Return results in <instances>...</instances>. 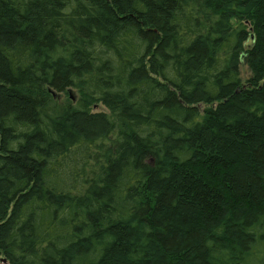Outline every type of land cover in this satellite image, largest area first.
<instances>
[{
	"label": "trees",
	"instance_id": "obj_1",
	"mask_svg": "<svg viewBox=\"0 0 264 264\" xmlns=\"http://www.w3.org/2000/svg\"><path fill=\"white\" fill-rule=\"evenodd\" d=\"M0 260L264 264V0H0Z\"/></svg>",
	"mask_w": 264,
	"mask_h": 264
},
{
	"label": "rangeland",
	"instance_id": "obj_2",
	"mask_svg": "<svg viewBox=\"0 0 264 264\" xmlns=\"http://www.w3.org/2000/svg\"><path fill=\"white\" fill-rule=\"evenodd\" d=\"M241 71H242L243 79L244 80L247 79L249 77V75H250L247 66L243 65L241 67ZM58 97L60 98V100H72V99L76 100L78 98V95L76 94L75 91H70L67 96L66 95H60ZM93 111L96 112V113L97 112H107L106 108L101 106V105L93 107Z\"/></svg>",
	"mask_w": 264,
	"mask_h": 264
},
{
	"label": "snow or ice",
	"instance_id": "obj_3",
	"mask_svg": "<svg viewBox=\"0 0 264 264\" xmlns=\"http://www.w3.org/2000/svg\"><path fill=\"white\" fill-rule=\"evenodd\" d=\"M0 264H7L6 260H0Z\"/></svg>",
	"mask_w": 264,
	"mask_h": 264
}]
</instances>
